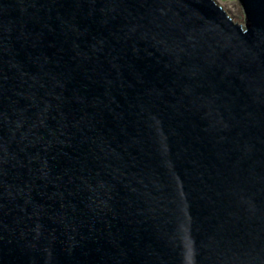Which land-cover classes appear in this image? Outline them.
Listing matches in <instances>:
<instances>
[{
    "label": "water",
    "instance_id": "water-1",
    "mask_svg": "<svg viewBox=\"0 0 264 264\" xmlns=\"http://www.w3.org/2000/svg\"><path fill=\"white\" fill-rule=\"evenodd\" d=\"M0 0V264H264V0Z\"/></svg>",
    "mask_w": 264,
    "mask_h": 264
},
{
    "label": "rangeland",
    "instance_id": "rangeland-1",
    "mask_svg": "<svg viewBox=\"0 0 264 264\" xmlns=\"http://www.w3.org/2000/svg\"><path fill=\"white\" fill-rule=\"evenodd\" d=\"M216 2L232 18L233 21L242 23L243 11L238 0H216Z\"/></svg>",
    "mask_w": 264,
    "mask_h": 264
}]
</instances>
